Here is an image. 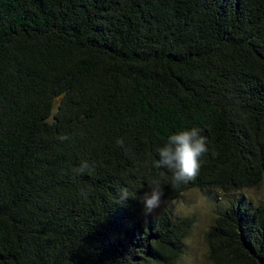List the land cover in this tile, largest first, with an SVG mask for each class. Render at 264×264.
<instances>
[{
  "label": "trees",
  "instance_id": "1",
  "mask_svg": "<svg viewBox=\"0 0 264 264\" xmlns=\"http://www.w3.org/2000/svg\"><path fill=\"white\" fill-rule=\"evenodd\" d=\"M193 127L210 151L173 188L158 149ZM157 179L263 183L264 0H0V264H175L192 219L144 214ZM215 218L213 264H264V204Z\"/></svg>",
  "mask_w": 264,
  "mask_h": 264
},
{
  "label": "rangeland",
  "instance_id": "2",
  "mask_svg": "<svg viewBox=\"0 0 264 264\" xmlns=\"http://www.w3.org/2000/svg\"><path fill=\"white\" fill-rule=\"evenodd\" d=\"M240 200L253 206L264 204V181L257 187L240 188L232 192L188 188L181 197L163 201L161 207L150 215L156 217L166 211L179 219H192L190 233L182 240L180 259L175 264H213L208 258L209 247L205 240L208 230L214 225L219 212Z\"/></svg>",
  "mask_w": 264,
  "mask_h": 264
},
{
  "label": "clouds",
  "instance_id": "3",
  "mask_svg": "<svg viewBox=\"0 0 264 264\" xmlns=\"http://www.w3.org/2000/svg\"><path fill=\"white\" fill-rule=\"evenodd\" d=\"M61 141L68 140L70 137L64 135L59 137ZM117 144L124 146V140H117ZM207 137L202 135L201 129L193 127L190 130H182L170 135L166 144L158 149L159 159L155 161L157 168L166 169L171 173V187L178 188L181 185L195 181L204 163V157L209 153ZM215 156L216 153L212 152ZM87 161L73 169L74 175L84 174L90 171ZM80 195L86 200L88 193L82 188ZM118 196L121 201H126L129 196L128 189H118ZM164 191L160 181L153 180L149 184V191L142 197L144 204V214L150 215L159 209L163 203Z\"/></svg>",
  "mask_w": 264,
  "mask_h": 264
}]
</instances>
